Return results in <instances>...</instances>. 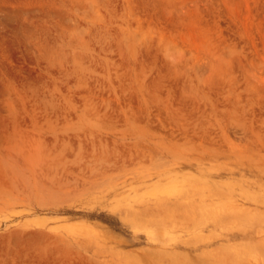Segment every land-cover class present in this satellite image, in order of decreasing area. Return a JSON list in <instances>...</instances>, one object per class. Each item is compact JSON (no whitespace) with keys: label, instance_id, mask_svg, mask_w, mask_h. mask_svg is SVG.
Segmentation results:
<instances>
[{"label":"rangeland","instance_id":"obj_1","mask_svg":"<svg viewBox=\"0 0 264 264\" xmlns=\"http://www.w3.org/2000/svg\"><path fill=\"white\" fill-rule=\"evenodd\" d=\"M0 264H264V0H0Z\"/></svg>","mask_w":264,"mask_h":264}]
</instances>
